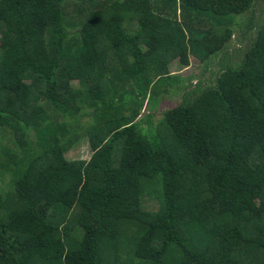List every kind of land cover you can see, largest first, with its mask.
Here are the masks:
<instances>
[{"label":"trees","instance_id":"16d2710c","mask_svg":"<svg viewBox=\"0 0 264 264\" xmlns=\"http://www.w3.org/2000/svg\"><path fill=\"white\" fill-rule=\"evenodd\" d=\"M258 1L0 0V264H264ZM192 56L215 83L144 115Z\"/></svg>","mask_w":264,"mask_h":264},{"label":"rangeland","instance_id":"374dc122","mask_svg":"<svg viewBox=\"0 0 264 264\" xmlns=\"http://www.w3.org/2000/svg\"><path fill=\"white\" fill-rule=\"evenodd\" d=\"M256 17L261 23L264 22V0H259L255 6ZM239 24L234 28V34L227 46L226 52L219 58V62L231 61L232 65H238L244 58V53L254 40V35L246 30L248 17L243 16L238 20ZM253 35V36H252ZM190 66H183L179 60H175L171 64L173 74H178L182 77V83L179 86L173 87L168 95L159 96L157 98L148 97L144 104L141 105L142 111L145 114L152 112L155 120H160L162 114L173 107H176L191 100L195 93L201 91L215 83L221 74L220 63L217 66L212 65L206 70V65L200 62L196 56H192ZM219 66V68H218ZM135 99L129 98L128 104L135 106ZM92 154L88 140L81 139L76 146L67 153L70 160L73 159H89ZM156 203V202H154Z\"/></svg>","mask_w":264,"mask_h":264}]
</instances>
